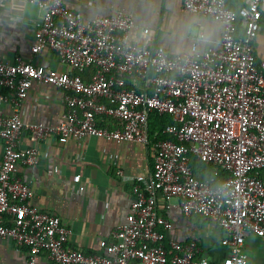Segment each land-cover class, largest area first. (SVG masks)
I'll return each instance as SVG.
<instances>
[{"label": "built area", "instance_id": "2783aa9c", "mask_svg": "<svg viewBox=\"0 0 264 264\" xmlns=\"http://www.w3.org/2000/svg\"><path fill=\"white\" fill-rule=\"evenodd\" d=\"M25 1L42 10L31 59L0 58V104L13 108L0 114V239L27 247L23 264H37L43 253L50 264H213L197 239L171 236L173 223L159 209L163 199L222 230L219 245L227 253L219 264H249L247 237L264 239V59L255 51L264 0H245L239 8L222 0L227 22L219 47L180 66L162 63L152 46L127 49L133 20L124 10L86 19L64 0ZM180 1L190 9L209 5ZM46 49L65 70L32 60ZM34 82L59 90L66 106L59 123L22 117ZM154 113L170 121L152 135ZM25 135L36 142L23 148ZM52 136L63 144L91 136L138 141L152 150L151 174L135 178L130 212L111 240L100 241L99 252L71 245L70 229L35 204L34 188L20 175L22 166L40 162L39 142ZM192 156L212 164L214 175L198 177ZM74 180L81 183L82 175Z\"/></svg>", "mask_w": 264, "mask_h": 264}, {"label": "crops", "instance_id": "0c3cea01", "mask_svg": "<svg viewBox=\"0 0 264 264\" xmlns=\"http://www.w3.org/2000/svg\"><path fill=\"white\" fill-rule=\"evenodd\" d=\"M67 6L76 10L84 18L97 15H112L124 10L127 0H64ZM159 3L173 4L184 9L180 0H157ZM245 0H228L233 8H239ZM42 10L25 0H0V58L14 62L18 56L31 59V48L35 42L36 21ZM9 15L20 20L10 24ZM218 42L210 47H219ZM255 51L259 59H264V28L255 41ZM35 63L48 62L56 69L65 70L56 54L44 50L32 57ZM5 92V90H3ZM13 111L11 103L0 104V114ZM66 106L58 89L51 85L34 82L22 107V117L27 121L57 124L62 120ZM36 140L25 135L21 147L32 145ZM40 162L36 166H22L20 175L35 190V204L44 211L58 215L70 229L69 243L86 253L101 251L100 241L111 240L113 231L125 222L132 202V187L139 175L148 176L153 170V153L149 146L138 141H115L91 136L82 143L70 139L61 143L52 136L39 142ZM4 154V143L0 139V162ZM60 171L55 173L54 167ZM122 170L123 174L119 171ZM82 175L81 183L74 180ZM80 185L85 191L79 193ZM161 199L160 212L170 218L173 227L171 236L180 240L199 239L213 264H219L227 253L219 245L222 230L213 223L197 215L187 216L178 207H168ZM176 203V199L173 200ZM244 249L249 264H264V239L250 235ZM27 247L17 246L14 240L0 239V264H23ZM37 264H50L43 253Z\"/></svg>", "mask_w": 264, "mask_h": 264}, {"label": "clouds", "instance_id": "9594fccd", "mask_svg": "<svg viewBox=\"0 0 264 264\" xmlns=\"http://www.w3.org/2000/svg\"><path fill=\"white\" fill-rule=\"evenodd\" d=\"M125 14L133 20L126 33L124 46L132 52L146 46L156 50L157 58L166 64L180 66L200 55L218 42L227 22L222 0H209L204 9H177L157 0H127ZM20 17L9 15L10 24ZM223 193V189H220Z\"/></svg>", "mask_w": 264, "mask_h": 264}, {"label": "trees", "instance_id": "16d2710c", "mask_svg": "<svg viewBox=\"0 0 264 264\" xmlns=\"http://www.w3.org/2000/svg\"><path fill=\"white\" fill-rule=\"evenodd\" d=\"M169 121H170L169 116H162L158 113L152 114L150 120V129L152 135H155L156 132L161 131L164 125ZM191 166L195 174L200 178L207 179L212 175H214V166L212 164H207L199 160L196 156L191 157ZM197 240L200 243V240L199 239Z\"/></svg>", "mask_w": 264, "mask_h": 264}]
</instances>
